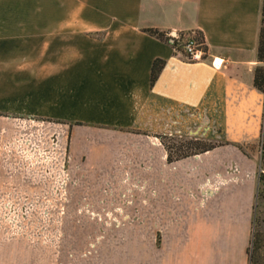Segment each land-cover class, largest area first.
Wrapping results in <instances>:
<instances>
[{
	"label": "crops",
	"instance_id": "0c3cea01",
	"mask_svg": "<svg viewBox=\"0 0 264 264\" xmlns=\"http://www.w3.org/2000/svg\"><path fill=\"white\" fill-rule=\"evenodd\" d=\"M262 1L0 0V117L180 133L234 153L230 182L181 217L145 264H250L255 170L264 174V93L254 86ZM146 29L201 35L207 54L190 61ZM243 158L254 163L247 178ZM121 250L53 254L51 264H144L142 249L133 261ZM29 254L0 245V264H46Z\"/></svg>",
	"mask_w": 264,
	"mask_h": 264
},
{
	"label": "rangeland",
	"instance_id": "374dc122",
	"mask_svg": "<svg viewBox=\"0 0 264 264\" xmlns=\"http://www.w3.org/2000/svg\"><path fill=\"white\" fill-rule=\"evenodd\" d=\"M150 133L81 121L0 117V245L31 256L41 251L46 264L56 254L85 255L104 247H125L121 251L131 261L135 249H142L144 264L154 261L180 218L204 207L208 193L230 182L236 158L221 141L207 140L212 150L171 160L169 146L194 139L179 133L162 140L173 163L169 167L162 155L150 154ZM243 159L247 178L245 171L254 163ZM255 171L259 179L262 172ZM254 206L261 235L257 264H262L260 181Z\"/></svg>",
	"mask_w": 264,
	"mask_h": 264
},
{
	"label": "trees",
	"instance_id": "16d2710c",
	"mask_svg": "<svg viewBox=\"0 0 264 264\" xmlns=\"http://www.w3.org/2000/svg\"><path fill=\"white\" fill-rule=\"evenodd\" d=\"M146 31L154 36H157L160 39L165 41H169L171 38L167 36L165 33H162L155 29H146ZM200 39L203 38L201 35L198 36ZM173 46L177 50L183 51V42L182 39L175 40ZM257 59L260 65L255 69L254 73V86L264 93V0L262 1V9H261V22H260V29H259V39H258V47H257ZM163 66L162 61H156L154 63L152 69V81H155L158 77L161 69ZM174 145L169 146L171 149V160H180L183 158L190 157L195 153H203L207 152L208 150H212L214 145L207 141H189L187 143H173ZM260 150H261V167L264 170V118H263V128H262V136L259 143ZM177 153V156H174V153ZM260 182L264 185V174L261 173L260 175ZM257 215V213H256ZM259 221L257 216L254 218V231L252 234V241L251 247L249 249V258L250 264H257V254L261 248L260 242V233H259ZM263 249H264V245ZM264 264V257L263 263Z\"/></svg>",
	"mask_w": 264,
	"mask_h": 264
},
{
	"label": "built area",
	"instance_id": "2783aa9c",
	"mask_svg": "<svg viewBox=\"0 0 264 264\" xmlns=\"http://www.w3.org/2000/svg\"><path fill=\"white\" fill-rule=\"evenodd\" d=\"M169 37L171 38V41L174 43L175 40H180L182 39L183 42V52L186 56V58L190 61L193 62H199L203 61L205 55L207 54V48L206 44L203 39H200L196 33H190L187 35H182L179 33H174L170 34ZM218 67L223 66L224 60L223 59H218L216 62ZM136 136L137 134H132V136ZM137 136H142V135H137ZM169 136L172 137V134ZM146 138L151 142L152 144V151H150V154L154 156H158L159 154L162 155L165 159L166 164L171 167L173 166V163L169 164L168 163V155L169 152L167 150V147L164 146L163 144V137L159 135H147ZM19 142H24L26 144L27 141H19ZM201 156H196V158H199ZM202 203V202H200ZM203 204H201L202 206Z\"/></svg>",
	"mask_w": 264,
	"mask_h": 264
},
{
	"label": "water",
	"instance_id": "95a60500",
	"mask_svg": "<svg viewBox=\"0 0 264 264\" xmlns=\"http://www.w3.org/2000/svg\"><path fill=\"white\" fill-rule=\"evenodd\" d=\"M204 193V192H203ZM212 193H214V192H211L210 194H212Z\"/></svg>",
	"mask_w": 264,
	"mask_h": 264
}]
</instances>
